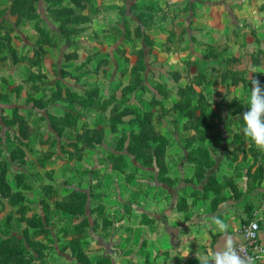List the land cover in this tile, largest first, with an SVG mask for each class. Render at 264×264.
<instances>
[{
  "label": "rangeland",
  "instance_id": "obj_1",
  "mask_svg": "<svg viewBox=\"0 0 264 264\" xmlns=\"http://www.w3.org/2000/svg\"><path fill=\"white\" fill-rule=\"evenodd\" d=\"M63 2L0 0V264H113L98 240L118 220L106 201L123 187L131 199L149 194V180L137 179L159 176L153 146L164 174L166 129L187 124L181 103L185 92L196 95L194 81L248 86L251 75L264 86V73H249L264 72L262 36L237 41L222 62L204 59L208 71L196 58L183 73L171 65L177 87L165 71H140L153 61L166 70L173 57H141L134 40L87 36L85 10Z\"/></svg>",
  "mask_w": 264,
  "mask_h": 264
},
{
  "label": "crops",
  "instance_id": "obj_2",
  "mask_svg": "<svg viewBox=\"0 0 264 264\" xmlns=\"http://www.w3.org/2000/svg\"><path fill=\"white\" fill-rule=\"evenodd\" d=\"M90 2L83 9L75 0L63 4L72 11L85 10L88 16L82 24L88 25L87 36L100 33L109 40H134L141 57H173L174 61L165 63L166 70L153 61L140 71L143 78L146 72L165 71L177 87L180 76L172 73L176 70L170 69L171 65L182 72L186 63L196 58L195 66L208 64V71L211 65L203 63L204 59L217 57L222 62L223 57L234 56L231 50L237 48V41L264 37V0ZM193 87L196 95L185 92L189 111L181 114L187 124L179 128L173 121L166 129L172 142L165 145L164 174L153 146L149 164L159 176L137 179L149 180V194L135 193L131 199L122 192L123 187L106 201L108 210L110 205L117 207L118 220L98 240L113 264H199L196 251L210 253L223 243L213 218L227 223L229 233L241 241V224L258 215L259 238L264 245V210L259 207L264 153L245 139L240 117L247 110L251 85L217 76L208 81L200 77ZM186 252L189 255L181 259Z\"/></svg>",
  "mask_w": 264,
  "mask_h": 264
},
{
  "label": "clouds",
  "instance_id": "obj_3",
  "mask_svg": "<svg viewBox=\"0 0 264 264\" xmlns=\"http://www.w3.org/2000/svg\"><path fill=\"white\" fill-rule=\"evenodd\" d=\"M249 73L259 72L254 66L249 67ZM251 83L247 110L240 116L242 118V133L246 140L252 142L257 150L264 153V86L257 78L249 76ZM231 100V97H229ZM213 224L223 237V243L210 253L196 251L195 259L199 264H257V257L249 255L241 241L230 234L228 224L219 218H213ZM248 238V237H245ZM189 252L180 255L186 258ZM264 259V257H260Z\"/></svg>",
  "mask_w": 264,
  "mask_h": 264
},
{
  "label": "built area",
  "instance_id": "obj_4",
  "mask_svg": "<svg viewBox=\"0 0 264 264\" xmlns=\"http://www.w3.org/2000/svg\"><path fill=\"white\" fill-rule=\"evenodd\" d=\"M259 207L264 210V190L260 196ZM259 230L260 223L258 215L243 222L240 227V232L243 235L241 243L249 255L257 257V264H264V259H260V257H264V245L260 241Z\"/></svg>",
  "mask_w": 264,
  "mask_h": 264
},
{
  "label": "trees",
  "instance_id": "obj_5",
  "mask_svg": "<svg viewBox=\"0 0 264 264\" xmlns=\"http://www.w3.org/2000/svg\"><path fill=\"white\" fill-rule=\"evenodd\" d=\"M141 78H143V77H141ZM141 81V80H140ZM139 82V81H138ZM190 93H188V95H189ZM182 106H181V108H183V107H187L188 108V106H189V101L187 100V99H185L182 103ZM188 111H189V109H187ZM187 110H185V113L187 112ZM184 112V111H183ZM182 112V113H183ZM20 260V259H19ZM21 260H23L22 262H21V264H27L28 263V260L27 259H22L21 258Z\"/></svg>",
  "mask_w": 264,
  "mask_h": 264
}]
</instances>
